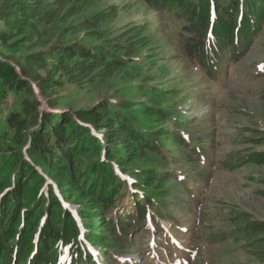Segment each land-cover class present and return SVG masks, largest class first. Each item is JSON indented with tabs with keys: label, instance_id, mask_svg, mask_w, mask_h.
<instances>
[{
	"label": "trees",
	"instance_id": "1",
	"mask_svg": "<svg viewBox=\"0 0 264 264\" xmlns=\"http://www.w3.org/2000/svg\"><path fill=\"white\" fill-rule=\"evenodd\" d=\"M86 2L0 0V264H96L89 244L106 264L110 251L132 245L133 224L149 228L155 214L174 223L160 211L182 202L175 168L210 148L208 133L171 102L175 92L142 75L154 64L145 25L111 36L101 26L108 13L83 15ZM144 2L176 10L185 54L211 78L264 24V0ZM50 30L55 41L33 51ZM116 76L147 82L145 99L113 94L75 110L53 102L65 86L84 91ZM128 183L134 212L124 222L117 203ZM243 217L231 234L264 264V221Z\"/></svg>",
	"mask_w": 264,
	"mask_h": 264
},
{
	"label": "rangeland",
	"instance_id": "2",
	"mask_svg": "<svg viewBox=\"0 0 264 264\" xmlns=\"http://www.w3.org/2000/svg\"><path fill=\"white\" fill-rule=\"evenodd\" d=\"M92 13H108L101 26L111 36L129 25H145L154 64L142 75L149 74L159 87L174 91L175 108L193 120L191 129L202 127L210 141V148L194 158L192 167L175 168L179 178H185L182 202L160 211L174 223L155 214L153 220L147 219L151 229L133 224L132 245L122 252L110 251L106 264H259L246 253L241 235L231 232L243 216L246 221H264V24L249 49L211 78L185 54L189 36L176 10H155L144 0H87L83 15ZM52 33L33 51L54 42ZM146 84L116 76L84 91L65 86L53 102L58 109L75 110L113 94L144 100ZM127 188L117 203V217L124 222L134 212L130 183ZM69 208L74 213L76 207ZM87 250L96 264H104L97 259L99 254L108 256L102 249L89 244Z\"/></svg>",
	"mask_w": 264,
	"mask_h": 264
}]
</instances>
